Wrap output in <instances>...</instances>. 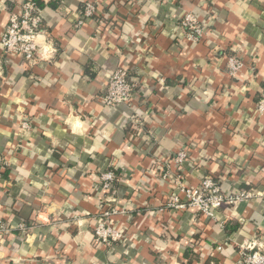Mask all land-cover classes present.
<instances>
[{"label": "crops", "instance_id": "0c3cea01", "mask_svg": "<svg viewBox=\"0 0 264 264\" xmlns=\"http://www.w3.org/2000/svg\"><path fill=\"white\" fill-rule=\"evenodd\" d=\"M25 1L0 0V264H240V245L264 251V0H93L105 26H77L83 0H36L52 54L7 66L1 36ZM186 12L201 41L178 29ZM118 67L139 76L135 109L103 101ZM108 170L120 179L104 191ZM208 175L254 195L214 218L168 206ZM112 209L121 236L97 243Z\"/></svg>", "mask_w": 264, "mask_h": 264}, {"label": "built area", "instance_id": "2783aa9c", "mask_svg": "<svg viewBox=\"0 0 264 264\" xmlns=\"http://www.w3.org/2000/svg\"><path fill=\"white\" fill-rule=\"evenodd\" d=\"M150 1V0H141ZM137 6L139 1L135 0ZM140 4V3H139ZM20 11L13 12L10 21L2 33L1 44L3 47V56L7 66L11 65L15 58H21L24 64L29 66L36 65L40 60L48 59L51 50H47L39 43V36L45 34L42 29V9L36 0H27L22 3ZM86 21H92L100 26L113 22V18L105 13L99 3L93 0H83L80 17L77 26ZM178 29L186 37L193 41H201L204 38L206 27L201 24L197 16L192 12H186L178 21ZM50 58V57H49ZM241 63L237 59H231L230 67L235 72ZM128 67L116 68L110 76L106 85L104 103L108 106L124 104L135 109L140 99L142 87L139 76L132 75ZM256 111L264 114V94L257 102ZM133 122H139L142 126L140 115H135ZM31 123L25 121L22 123L23 129H30ZM139 127V126H138ZM186 157L184 152L178 155V161L182 162ZM123 175V174H122ZM181 177V176H180ZM119 176L112 170L101 174L98 178L104 191L112 189ZM5 167L0 164V185L5 183ZM248 192H225L219 180L212 175H208L199 186L188 187L185 189V201L178 199L171 201L168 206L175 209L194 208L198 212L214 218L217 212L226 204H234L239 200L247 199L253 196ZM115 210H105L100 213L98 223L94 228L95 241L97 243L111 244L120 238V232L116 230L110 221V217ZM2 230L5 228L0 225ZM20 228L27 230L26 224L22 223ZM241 262L240 264H264V251L256 249L253 243L240 245Z\"/></svg>", "mask_w": 264, "mask_h": 264}, {"label": "trees", "instance_id": "16d2710c", "mask_svg": "<svg viewBox=\"0 0 264 264\" xmlns=\"http://www.w3.org/2000/svg\"><path fill=\"white\" fill-rule=\"evenodd\" d=\"M39 4V3H38ZM39 6H41L42 7V4H40ZM112 171H114L115 173H116V170H112ZM117 174V173H116Z\"/></svg>", "mask_w": 264, "mask_h": 264}]
</instances>
